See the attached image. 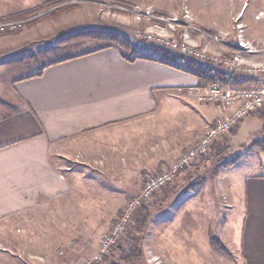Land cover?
<instances>
[{
	"label": "crops",
	"instance_id": "0c3cea01",
	"mask_svg": "<svg viewBox=\"0 0 264 264\" xmlns=\"http://www.w3.org/2000/svg\"><path fill=\"white\" fill-rule=\"evenodd\" d=\"M49 1L54 0H0V19ZM108 1L152 7L163 14L188 9L194 22L211 34H234V24L241 22L246 26L247 39L264 43V18H256L264 10V0H222V4L215 0H60L42 13L46 16L54 10L72 8L70 20L63 16L67 11L61 19L59 15L41 19L37 17L41 12L28 15L19 32L0 35V56L14 55L26 44L49 41L71 25L117 28L123 35L136 38L135 30L115 24L99 12V5ZM232 37L228 46H222V54L233 53L228 50ZM193 40L199 46L200 41L209 42L198 35ZM124 54L128 55L117 45H103L50 59L49 50L43 48L26 57L37 62L33 71L4 77L0 69V231L14 234L18 219L49 209L52 202L66 196H78L81 189L87 188L92 195H107L98 189L93 172L122 173L120 178L129 181L124 187L136 188L137 172L146 177L165 169L230 111L231 107L217 102L203 107L204 103L190 92L203 87L198 77L177 64H166L153 56L127 59ZM162 96L193 97L195 105H202L198 107L202 113L200 128L192 115L187 116V127L164 125L169 120L156 117ZM255 125L261 132V119H245L224 143L229 141L230 150L247 146L252 153L257 148L254 143L262 140L254 139L247 145L254 138L251 132ZM242 131H246L247 142L237 140ZM198 169L196 166L179 175H193ZM139 179L142 188L144 180ZM197 191L199 196L191 194ZM177 195L175 202L180 203L175 210L155 216L159 220L151 245L161 264H165L164 255H169L171 264H222V254L212 245L215 240H224L232 247L233 257L227 261L264 264V171H246L239 183L232 179L223 183L220 166L212 178L200 184L197 180L184 194ZM200 199L202 207L190 205ZM171 234L169 252L167 238Z\"/></svg>",
	"mask_w": 264,
	"mask_h": 264
},
{
	"label": "rangeland",
	"instance_id": "374dc122",
	"mask_svg": "<svg viewBox=\"0 0 264 264\" xmlns=\"http://www.w3.org/2000/svg\"><path fill=\"white\" fill-rule=\"evenodd\" d=\"M215 2H220L222 4V0H215ZM114 6H118L120 9ZM125 7L129 9L132 8V6H123L115 2L112 3V1H108L99 5V12L104 16L112 18L110 21H114L115 24H126V28L135 30L133 31L134 34L136 30L140 29L141 27L145 28L146 24L143 21H138L132 14L124 11ZM71 9H63V12L60 13H57L58 10H54L50 13V15L56 17L59 15L61 19V16L67 11L63 16L67 20H70V18L73 17L74 12ZM42 11L43 10L39 11V13H42ZM50 15H43L41 16V19L50 17ZM27 19L29 18H23L19 20L25 22ZM196 23L197 22L195 20L194 25L203 31H206L199 27ZM234 25V34H236V23ZM22 28L23 26L17 28L19 29L17 32H19ZM81 28L82 27L79 28V26L73 25L68 26L65 32L53 39H50L49 41L35 43L34 45H23L22 48H17L16 53L11 55L12 57L5 55L0 56V69L2 76L10 77L14 75L15 77L19 76L24 71H33L37 65V62H31L26 57L35 53L37 50L42 51L43 48L45 51L49 50L51 55L50 59H55L57 57L74 55L82 51L92 50L103 45H118L117 41L111 40L110 38H77L69 40L68 36L77 30H82ZM98 29H106L120 33L122 38H125L128 42V45H126V43L120 45L124 47L123 51L132 57L137 55L153 56L158 60L172 61L178 66L185 68L189 67L188 61L193 60L198 62L193 58L180 53L179 51L168 49L164 45L140 40L137 37H133L134 35L131 36L129 33L128 35L130 36L123 35L117 30V28ZM208 34L215 36L218 33L211 34L208 32ZM234 34L229 32V36L233 35V37L229 41L230 49L228 50L232 52H234V46L237 45L236 40L234 39ZM196 36L197 34H193V37ZM210 41H200L199 43L201 46H203L205 43L204 46H208L215 52L222 53V46L224 45H222L221 42L213 43ZM261 57L264 58V56L251 57L249 60L255 62L264 61V59H261ZM41 62L42 61H40V63ZM202 64L216 70H221L229 77L231 76L232 79H236V82H232L233 80H228L230 83L226 81L230 85L239 86L247 83L254 84L252 82H254L255 79L253 81L251 78L235 75L228 71L226 72L219 66L204 63ZM219 81L220 80H215L216 83L222 82ZM211 83L214 82H205L202 86L208 87L211 85ZM193 101L196 102L193 97L173 96L166 98L165 96H162L160 97V100H158L160 108L156 114V117L158 116L159 118L169 120V122L164 123V125L168 124L170 127L178 125L184 128L188 125L187 121L189 118L187 116L192 115L196 118L197 128H200V123L202 122V113L198 107L202 105L199 103L198 105H195ZM205 104L206 103L203 104V107L209 106ZM252 116L257 117V114L254 113L247 117V119ZM256 127L258 128V125H255L251 132L254 133V138L249 139V143L247 145H251L254 139H263L264 132H260L261 129L257 131ZM234 130L231 132V135L233 134ZM247 138L246 131H242L237 137V140H246ZM247 141L248 139L246 142ZM221 142L215 145H218L215 151L212 150L213 148L210 150V152L203 159L204 161L201 160L202 162L199 163L200 165L196 164V162V165L194 164L193 166L187 168L184 170V172L190 171L196 166H199L201 169L193 171L192 173L196 172L193 175H178L173 182H171L167 187L161 190V192L154 196L148 207L139 211L137 216L134 218L133 224L129 228L130 231L124 236L122 241L113 248V250L105 257L104 260L99 261L96 259L100 249L101 236L103 233L111 229L122 212L125 204L132 197H134V195L136 196L139 193L141 188V185L139 187V184L141 183L139 178L141 177L142 180L145 178V175L142 173H136L135 176L137 179L135 180H137V182L134 180L133 181L137 186L136 188H133L131 185L124 187L125 185L123 184L129 181L128 179L120 178L122 173L119 174L108 171L93 172L91 174L94 176L96 175V178H98V189L103 192L106 191V193H108L107 195H92L90 192H88L87 188H84L81 189L83 192L80 195H76L77 197L72 195L66 196L59 202H52L49 209L36 211L30 214L29 218L18 219L19 225L17 228H15L14 234L6 233L7 230L5 229L0 231V264H161L160 258L155 255L154 246L151 245L152 234H154V231L156 230L155 226L157 227L158 225L156 222L159 220V217L155 219V216L156 214L160 213H171L172 210H175L176 206H178L180 203L179 202L177 204V202H175L176 198L178 197L177 194H184L185 190L188 187L190 188L191 185L197 180H199L200 184V182L203 180L210 177L212 178V175L214 176V174L220 168L221 162L224 164L229 163L228 166H222L223 183L227 182V179H232V182L237 180V183H239L241 177L244 173H246V171H264V143H262L261 146H258L255 142L254 146L257 148L254 151L252 150V153H250V150H247V146L237 145L232 150H230V147L227 145L229 141L227 143H224L226 140ZM202 163L205 164L201 165ZM84 172L88 173L87 171ZM116 174H119V177L112 178V176ZM132 192L137 193L130 197ZM199 193L200 192L197 191L191 194L199 196ZM201 200L202 199L195 201L192 204L190 202L188 203L194 207H202L203 203ZM3 228H5V226ZM171 236L172 234L167 238L169 243V252L171 250ZM221 243L222 246L212 241V245L217 248L220 254H222V261L224 260L222 264H236V261H227L226 259L227 257H233L232 247L224 242V240H222ZM133 249L136 250V255L140 250L141 256L135 258L136 255L132 254V252V256L129 259H121L124 254V256L127 257V255ZM164 259L165 264H171L169 255H164Z\"/></svg>",
	"mask_w": 264,
	"mask_h": 264
},
{
	"label": "built area",
	"instance_id": "2783aa9c",
	"mask_svg": "<svg viewBox=\"0 0 264 264\" xmlns=\"http://www.w3.org/2000/svg\"><path fill=\"white\" fill-rule=\"evenodd\" d=\"M113 3V2H112ZM119 8L118 6H114ZM120 9V8H119ZM124 11L132 14L138 21H143L146 27L136 30L138 39L158 43L173 51H179L190 58L204 64L219 66L226 72L255 79L254 84L230 85L224 83H211L210 86L197 87L194 92L199 102H218L231 107L230 111L212 123L204 136L193 146L174 159L165 169L149 174L143 181L140 192L132 197L122 209L116 222L110 230L103 233L100 240V249L97 260H104L130 231L135 216L140 210L149 206L151 200L161 190L173 182L180 172L193 166L198 160L206 156L219 142L231 135L247 117L264 107V61H250L264 53V43L247 39L246 26L236 23V47L230 55L211 50L208 46L200 47L193 40L197 34L207 40L222 45H228L229 33L218 32L212 36L208 32L194 25V17L190 10L173 12L164 15L153 10L152 7L133 5ZM46 12L37 17L45 15ZM257 19L264 18V10L258 12ZM239 21V19H238ZM25 25L22 20H6L0 22V32L13 31Z\"/></svg>",
	"mask_w": 264,
	"mask_h": 264
},
{
	"label": "trees",
	"instance_id": "16d2710c",
	"mask_svg": "<svg viewBox=\"0 0 264 264\" xmlns=\"http://www.w3.org/2000/svg\"><path fill=\"white\" fill-rule=\"evenodd\" d=\"M59 2H60V0L49 1V2H46L44 4H41L40 6H38L36 8L30 9V10H26L24 12H21V13H18L16 15H13V16L9 17L8 19H12V20L23 19L25 17H28V15H33V14L38 13L41 10H45V9L50 8V7H53L54 5L59 4ZM58 12L59 13L63 12V10H59L58 9L57 13ZM3 20H6V19H0V22H2ZM18 30L19 29H15L13 31L0 32V35L1 34H7V33H15ZM68 38H69V40L77 39V38H90V39H108V38H110L111 40L117 41V43H118L117 46H119L122 50H123L124 47H122L120 44L126 43V45H128L127 44L128 42L126 41L125 38H122V35L120 33L114 32V31H110V30H106V29H98V28H86V29H82V30H79V31H75L72 34H70L68 36ZM111 45H113V44H111ZM125 57L127 59H133V58L136 59V58H138L140 56L137 55V56H134L133 58H131L132 56L128 54V55H125ZM158 61H161L163 63L176 66V64L173 63L172 61H162V60H158ZM188 63H189V67L188 68L179 67V66H177V67H179L183 71L189 72V73L195 75L196 77H198L199 83L202 84V85L205 82H215V80H220V81H222L221 83H224V84H228L227 82L230 83V81H228V80H233L232 82H236V79H232L231 76L229 77L228 75L223 73L221 70L213 69L211 67L203 65L200 62H195L193 60L188 61ZM40 73L37 74V75H40ZM255 114H257V117L262 120V131L264 132V107L261 110L257 111V113H255ZM262 143H264V138L262 140H259V141L256 142V144L258 146H260ZM225 165L228 166L229 163H225L224 164V163L221 162V166H225ZM214 242L219 244L220 246H222V243L219 240H215ZM131 253L136 255V250L135 249L131 250V252L127 255V257H125L124 256L125 254H124L121 259L122 260L129 259L132 256ZM140 256H141V253H140V250H139V253L135 256V258L140 257Z\"/></svg>",
	"mask_w": 264,
	"mask_h": 264
}]
</instances>
